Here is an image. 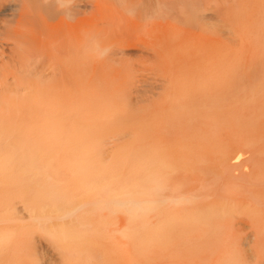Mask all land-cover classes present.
I'll return each instance as SVG.
<instances>
[{"label": "bare ground", "instance_id": "obj_1", "mask_svg": "<svg viewBox=\"0 0 264 264\" xmlns=\"http://www.w3.org/2000/svg\"><path fill=\"white\" fill-rule=\"evenodd\" d=\"M212 1L0 0V185L60 221L61 264H264V81L212 70ZM30 229L0 226V264Z\"/></svg>", "mask_w": 264, "mask_h": 264}, {"label": "rangeland", "instance_id": "obj_2", "mask_svg": "<svg viewBox=\"0 0 264 264\" xmlns=\"http://www.w3.org/2000/svg\"><path fill=\"white\" fill-rule=\"evenodd\" d=\"M215 1H216V3H215ZM215 1L213 0L210 3V5H209L211 9L215 7L214 9H212V11L214 13V17H215L214 18V21H213V23H214L213 26L214 27H213V41H212V49H213L212 50V52H213V67H212V70L214 71L215 74L216 73H218V74L221 73L222 75H225V74L228 75L230 73L231 74L234 73L233 76H235L236 74H237L236 76H240L241 74H244V75H246V76L242 75L244 77L243 78L244 84L248 83L246 85H249L250 83H253L252 84L253 86L250 85L251 87H254V86L255 87H261V85H259L258 83H262V81H264V78H263V76H264L263 75L264 74V0L263 1L262 0L261 1L257 0V2L255 0H249V1L248 0H244L246 2H244L245 5L242 6V7L239 5V2H238L240 0H218V1L215 0ZM197 10L202 11L203 9H197ZM226 24H228V25H226ZM218 27H220V28L218 29ZM223 28H225V29H223ZM226 29H228V30H226ZM221 31H222V33H221ZM225 31L228 32V33H226ZM223 32H224V34H223ZM202 40H203V38H202ZM213 43H215V44H213ZM214 45H215V47H214ZM214 51H215V53H214ZM139 61L140 60L137 59L136 62H139ZM168 64H169V66H168ZM153 66H154V68H156V63L155 62L153 64ZM163 66H165V67H163ZM163 66L162 67L160 66L161 68H159L157 70V73H156V74H159L160 73L159 74L160 77H162L164 74H167L168 72H170L173 69V65L170 62L165 63ZM162 68H163V70L165 69L166 72L163 71ZM238 73H240V74H238ZM102 76L104 77L105 74H103ZM107 76H105L104 77L105 79H103V78H101V75H100L99 77H97V80L99 81V79H100V82H102L101 79H103V82L102 83L105 82V83L108 84V81H109L108 79H110V81H111L112 77L110 78L108 76V79H107L106 78ZM118 78H115V79H118ZM106 80H108V81L106 82ZM120 80H123V79L121 78V79H119V81ZM254 80H256V81H254ZM94 81H96V80H94ZM119 81L118 80H115L114 81L112 79L111 82L112 83H116V82H119ZM122 82L123 81H121V83ZM121 83H116L114 85L120 86L119 84H121ZM256 85H259V86H256ZM263 85L264 84L262 83V86ZM106 94H108V92ZM145 96H143V97H145ZM91 110H93V109H91ZM82 121L83 122L85 121V123H86L85 124L86 125L85 127L89 131H92L91 129L93 127H89V128L87 127V124L89 123V121H86V120H82ZM82 121L79 120L80 123H83ZM79 122L77 121L76 124L79 125L80 124ZM91 125H93V124L91 123L90 126ZM94 125H96V124H94ZM82 126H80L79 128H81ZM95 127L93 128V130L94 129H95V131L97 130L96 133L98 135L95 134L94 131L92 132V134L94 133L96 135L95 137L98 139V141H101L103 139L102 136L104 137V135H102V134H101L102 136L99 135L101 132L98 133V129L99 128L97 127L98 129H96ZM86 128H84V126H83V129H86ZM83 131H85V130H83ZM97 136H101V137L98 138ZM106 138L107 137L105 136L104 139H103V141ZM85 139H86V142H87V138H85ZM85 139H83V140H85ZM89 139H88V141L90 142ZM99 139H101V140H99ZM83 140H82L83 143L82 142L81 143L82 144H85L84 146L90 147L89 148V151L90 152L87 155L83 156V158H86L85 160H87V161H85V162L83 161V162H80L78 164H79V166H82V167L85 166L86 167V169L84 168L85 173H89L86 170L89 171L90 168H88V167H90L91 164L90 163L84 164V163H87L88 161L91 160L90 162L93 163V165H95V169H94L95 171L93 170L94 173L91 174V175H94V174L97 175L96 174L97 173V171H96L97 170L96 165L99 166L98 165L99 164L98 162L100 161L99 158H101V156H99V155H102L101 153L103 152L104 146H107V143L108 144H110V143L109 142H106L107 140H105L103 143L106 142V145L105 144H102L101 145V143H100V146H98L99 145L98 144L99 142L97 141L98 143L97 142L95 143V141H93L96 144V146L99 147V148L98 147L97 148H94V147H96L95 144L93 145V144H91L89 142H88L89 143L88 144V143H85ZM112 145L115 146L116 144L113 143ZM101 146H102V148L100 149ZM107 147H109V146H107ZM91 148H92V150H90ZM99 150H101L102 152L99 151ZM77 154L78 153H75L72 156L73 157V160H74V162H73L74 164L71 163V161H73V160L70 159V158H72V157H70V158L67 157L68 159L65 158L64 155L56 156L57 158H60L61 157L60 159H57L56 157H54L55 158L54 159L55 163H57L59 165H62L63 164V167H61L59 169H60V171H63L64 173L62 172L63 174L62 173L61 174L58 173V174H54L53 175V172L54 173L55 172L57 173V171H59V169H57V171L55 169H54L55 171L52 169L53 171L50 170V173H52V174H50V173L49 174L52 175L53 177H57L55 175H59L60 176L59 178L61 179V177H63V175H65L66 172H67V169L66 170L65 169L62 170V168H65L66 164H67V167L66 168H68L69 166H70L69 168H71L72 166L77 165V164H75V162H77L76 159H75L76 158L75 156ZM93 155H95V156H93ZM90 156L91 157L93 156L92 158L94 159V161H92L93 159ZM89 157L91 159H89ZM96 157L97 158L99 157V158L97 159ZM78 158H80V157L77 156V159ZM82 159H80V161ZM96 159H97V163L98 164L95 162ZM82 163H83V165H82ZM64 164H65V166H64ZM56 167H57V165H56ZM91 168H92V166H91ZM72 171L73 170L71 169L70 173L75 174V172H72ZM72 174H69L68 175V173H67L66 176H71ZM68 178L69 177H67V179ZM53 179H55V178H53ZM62 179L64 181L66 178L64 177ZM56 180H58V177L56 178ZM44 185L46 187L47 184L46 183L45 184L43 183V186ZM1 186L2 185H0V190H1L0 191V197H2L1 199H4V197H5V201L3 200V202H4V204L6 206H3V204L2 205L0 204V206L3 207V210H2V207L0 208V210H1V212L4 211L5 214L7 212H8L7 214H10L9 212L11 211V214L9 216H10V218H11V215L14 216V217H12L14 219H9L5 223L4 222L3 223H0V226L5 225L6 228H9V227H17V229H26V228L27 229H30V227L32 226L31 227L32 230L30 229V231H31L30 234H28L25 237L20 236V237H18L16 239V244H17L16 246H17V248L19 250V253L17 252V256H18L17 258L19 259L18 261L21 262L20 264H23V263L24 264H26V263L29 264L30 262H31L30 264H33V262L35 264H50L51 261H52L51 264H61L62 263V261L60 260L61 259V256L58 253V249H59L58 247H59V245H57L58 246L57 247L58 248L57 250L55 248L56 247V243L59 244V242L61 241V237H63L62 235H59V237H60V241H59V240H57V239H59V237L58 236H55L56 233L58 232L59 228H60V226H59L60 225V223H59L60 221L54 220V219H52V220L50 219V220H45L44 221L41 217L38 218V216H40V215L37 216V213L36 212H34V213H36V216L35 217H36V219L38 218V220L40 222V225H39V222L38 221L35 222L36 221L35 217L32 218L33 220L32 219H29V218L26 219L25 217H20V216H22L21 213L25 212V210L30 211V210H28L30 208H31V212H33L32 211L33 210V207L31 205H28L26 202L25 203H22V201H24L23 200L24 197L22 198V196H25L24 194H26L25 189L24 190L23 189H16L15 187H13V189L11 191V188H7L6 189V187H5V190H4V187H1ZM17 188H20V187H17ZM22 188H25V187L23 186ZM18 190L19 191L20 190H23L22 191V194L23 195L21 194L22 196L20 195L21 192L18 193L19 192ZM14 193L16 195L18 194L17 196L19 198L17 197L16 199H13L14 197H16V195ZM1 199H0V203H1ZM19 203H20V205H18ZM9 207H11V209ZM23 208H25V209H23ZM19 210H20L21 213L19 212ZM5 214L3 213V215H5ZM9 216H8V218H9ZM41 222H43V223H41ZM45 224H47V225H45ZM38 225L41 226V227H39ZM50 225H51L52 228H56V229H54L55 231H52L53 229L50 228ZM36 227H38V228H36ZM44 227L45 228H47V227L50 228L51 232H48V234H47V231L46 230L48 228L45 230L46 233L43 232V229L42 228H44ZM40 230H42V231H40ZM42 232L45 233V234L43 235ZM53 232H54L55 235L53 234ZM49 233H52L53 236L52 237L51 236H48ZM58 234L59 233H57V235ZM94 235H96V234H94ZM97 236L98 237L95 238L94 240H97L100 237L99 238L100 240L98 241V243H97V241H94L93 238H89V241H90V239H92L93 244H90V243H92L91 241L90 242L87 241L86 242L87 244L86 243L85 244H86V246L88 244H90L92 247H94L95 246V242H96V244H97L96 247L97 248L98 247H101L102 248L101 250L98 248L99 251H102V250L104 251L105 249H107V246L105 244H107L108 242L110 243L111 239L110 240H107V239L105 240V239H103L102 236H100V235H97ZM48 237H51V238L48 239ZM54 237L55 238L58 237V238L55 239ZM52 238H54V239H52ZM66 239L67 238L64 236L63 240L65 241ZM100 241H102V242L100 243ZM106 241H107V243H106ZM104 242H105V244H104ZM54 243H55V247H54ZM62 244L64 245L65 242H63ZM47 245H48L49 248L47 247ZM63 245H60V246H63ZM90 245H88V248L87 249H92V247ZM83 246H84V244H83ZM89 246L91 248H89ZM94 249H92V250H94ZM98 249H95V250H98ZM96 253H99V252H96ZM134 255L135 256H138L137 253H135V252H134ZM141 258L147 259V258H144V257H141ZM141 258L140 259L136 258V260H141ZM46 259H49L50 261L49 260H46ZM52 259L54 260V262H53ZM22 260H24V261H22ZM44 261H48V262L44 263ZM135 263L138 264V261L135 262ZM140 264H154V263L153 262L152 263H150V262L148 263V261L147 262L143 261V263H140ZM159 264H164V263H159Z\"/></svg>", "mask_w": 264, "mask_h": 264}]
</instances>
